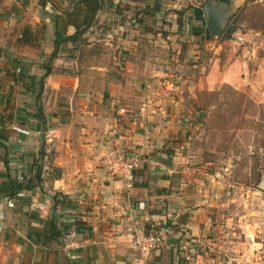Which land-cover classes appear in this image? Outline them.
Wrapping results in <instances>:
<instances>
[{
    "label": "crops",
    "instance_id": "1",
    "mask_svg": "<svg viewBox=\"0 0 264 264\" xmlns=\"http://www.w3.org/2000/svg\"><path fill=\"white\" fill-rule=\"evenodd\" d=\"M76 1L0 0V264H185L190 247L207 260L199 248L211 244L215 228L177 172L169 126H137L134 118L135 75L152 64L141 55L132 59L139 46L122 21L103 32L100 26L121 17L117 3L133 1L105 4L82 43L58 46L51 73L40 81L42 53L50 54L61 36L54 16ZM24 28L35 40L18 41ZM74 31L68 26L66 34ZM124 67L132 73L121 74ZM149 111L154 108L143 104L139 113L148 119ZM125 149L142 155L131 183L112 178L105 166L110 151ZM158 154L172 167L157 161ZM36 167L39 180L28 171ZM19 175L33 179L29 187L15 190ZM149 233L164 241L146 255L133 240ZM236 256L208 262L264 264L257 250Z\"/></svg>",
    "mask_w": 264,
    "mask_h": 264
},
{
    "label": "rangeland",
    "instance_id": "2",
    "mask_svg": "<svg viewBox=\"0 0 264 264\" xmlns=\"http://www.w3.org/2000/svg\"><path fill=\"white\" fill-rule=\"evenodd\" d=\"M132 1L113 0L121 17L100 26L131 28L128 38L139 46L132 59L152 64L135 75L134 118L137 126H169L177 172L215 228L200 253L231 262L250 249L264 261V0H227L228 25L241 26L229 38L210 36L203 0ZM42 57L45 66L49 54ZM143 104L154 108L148 119Z\"/></svg>",
    "mask_w": 264,
    "mask_h": 264
},
{
    "label": "trees",
    "instance_id": "3",
    "mask_svg": "<svg viewBox=\"0 0 264 264\" xmlns=\"http://www.w3.org/2000/svg\"><path fill=\"white\" fill-rule=\"evenodd\" d=\"M105 4L109 5L106 0H78L74 2L70 10H63L60 15L54 16V32L60 33L61 36L53 41L54 49L49 54L46 65L44 66V73L40 79L41 82H43L44 78L51 73L50 64L57 55L58 46L67 42L82 43L83 35L90 27L94 25L98 11H100ZM179 13L181 14L182 11ZM68 26H73L75 29L74 33L71 35L66 34V29ZM43 28H45V26ZM35 38L36 36L31 34L29 28H24L18 41L25 44L30 43L32 40H35ZM38 92L40 93V89ZM39 93L36 96L37 103L39 101ZM37 108L36 115L41 116V108ZM3 137L4 136L0 134V139ZM32 177L35 180H39V167L33 169ZM33 179L31 180L30 178L26 181L18 182V184L15 186V190H21L24 187H29Z\"/></svg>",
    "mask_w": 264,
    "mask_h": 264
},
{
    "label": "built area",
    "instance_id": "4",
    "mask_svg": "<svg viewBox=\"0 0 264 264\" xmlns=\"http://www.w3.org/2000/svg\"><path fill=\"white\" fill-rule=\"evenodd\" d=\"M142 162L141 153L134 149L112 150L106 159V169L112 178L123 179L128 183L133 180L134 172L140 167ZM33 171V170H28ZM19 181L24 180L23 175H19ZM163 244V237L157 233L141 234L133 240V245L143 254H150L160 248ZM185 264H208L200 255L196 254L194 247H190L183 256Z\"/></svg>",
    "mask_w": 264,
    "mask_h": 264
},
{
    "label": "water",
    "instance_id": "5",
    "mask_svg": "<svg viewBox=\"0 0 264 264\" xmlns=\"http://www.w3.org/2000/svg\"><path fill=\"white\" fill-rule=\"evenodd\" d=\"M202 7L208 31L212 38H218L222 35L229 38L232 32L241 29L240 25H228V22L233 17L231 5L228 1L203 0ZM155 159L169 167H172L169 157L165 154H158ZM260 188L264 190V180L260 182Z\"/></svg>",
    "mask_w": 264,
    "mask_h": 264
}]
</instances>
